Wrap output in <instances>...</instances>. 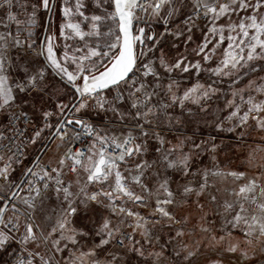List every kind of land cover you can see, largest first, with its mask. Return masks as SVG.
<instances>
[{
    "label": "snow or ice",
    "instance_id": "1",
    "mask_svg": "<svg viewBox=\"0 0 264 264\" xmlns=\"http://www.w3.org/2000/svg\"><path fill=\"white\" fill-rule=\"evenodd\" d=\"M13 0H0V8L7 5L12 6ZM108 0H97V6L107 3ZM40 5L48 9L50 0H40ZM184 0H157L155 3H141V0H111V12H105L103 15H92L90 18L81 11L84 7L82 0H77L75 11L85 20L90 21L91 31L84 32L80 23H68L64 28L71 29L75 36L84 39L85 36H100V24L105 20H111L115 29H111L107 35L114 37L111 42L106 44L107 51L97 50L96 47L89 48L81 62L77 63L73 58V63H77L75 73L68 70L60 60L57 59L53 51L52 40L49 37L47 42V66L53 68L57 74L65 76L73 85L80 100L77 104L56 105L57 111H43L41 119L43 125L34 130L31 142L40 138L46 129H52L53 139L60 141L57 148L63 146L67 140L72 146L68 147L63 156L57 160V167L51 165L41 169L43 175L28 169V174L36 176L39 181L47 178L49 181H55L52 191L59 198L62 194L63 201L66 204L61 214L52 222V217L44 214V220L38 222L37 213H44L43 203L47 198L50 185L45 182L41 187L35 186L31 181L28 182L29 188L27 195H21L24 191L19 185L8 184L7 187L0 185V250L7 252L13 244H19L17 249L19 255L16 258V264H34L39 257V264H53L52 258L41 256L38 251H30L29 245H34L37 249L41 244L50 245V250L55 253L63 252L68 245H76L77 237L88 236L89 233L72 226L71 218L79 211H94L90 206L95 203L98 206L107 208L112 215H125L135 219L133 232L139 230V234L151 245L152 229L149 227L148 217H152V227L166 221L171 227L173 224H187V216L177 219L176 215L169 209V206L177 204V193L171 188V180L167 175L169 170L181 173L183 176L190 174L192 152L200 149L204 142L196 143L190 137L177 139L175 144L167 140L162 127L161 116L171 131L173 120L180 124L179 118H173L168 115V109L172 105L179 103L184 105L186 101L200 105L201 111L207 109L203 107L202 101L211 99L217 89L212 84L205 85L197 83L194 87L183 92L182 96L177 95L179 89L178 81L169 79L165 83V74H172L176 70L182 73H189L191 70L201 69L199 61L191 63L187 55L180 54L174 59H170L163 50V41L171 36L175 40L184 37V43L187 45L193 41L194 29L198 26L197 21L205 20V24H210L204 42L193 49L196 55H201L202 59L208 60L210 56L206 53L208 45L212 43L209 37H218L217 44L223 43L225 39L229 41L228 48H238L239 52L226 51V58L221 62L223 67L214 70L216 75L224 73L231 75L232 70H238V66H247L248 62L255 60H264V0H193L192 7L194 14L187 16L182 21V26L178 24L176 30L168 28L169 19L181 12ZM151 8V16L159 19L163 13L165 30L159 34L145 35L144 28H138L133 32L134 21L140 17L137 10L146 12ZM72 9L64 8V16L71 14ZM35 6L31 13L30 23L35 21ZM233 16H238V20H233ZM222 18H227L226 25H219L216 22ZM15 16L9 11L8 20H15ZM7 27V25H5ZM229 35L225 37V31ZM235 33V35H232ZM63 35V31L61 32ZM12 37L9 32L0 34V41H6L12 38L16 47H22L21 41ZM152 41V45H146V41ZM145 45L144 48H137V45ZM176 46L175 44L173 45ZM31 47V45H28ZM247 49V51H245ZM79 51V49H77ZM211 51H215V46ZM243 53V55H240ZM37 55H44L41 51ZM92 57L101 58L93 60L90 65L85 66L82 61L90 60ZM65 60L68 59V53L64 54ZM243 62V65L242 63ZM224 69H229L224 72ZM256 69L253 67L252 71ZM5 62L0 56V111H6L16 100L13 87L8 84V76L4 75ZM24 76L19 82L15 83V89L19 93L31 95L33 92L41 94L46 93V87L43 84L45 79L44 67L31 68L25 65L22 69ZM151 77V79H148ZM264 79V78H262ZM80 81L77 84V81ZM255 81H249L247 88L252 89ZM115 89V96L108 100L102 93L105 90ZM243 89L232 93L235 98L239 95L241 101H244ZM255 91L264 95V85L255 88ZM164 92L171 103L157 101L153 103V97H159ZM126 94V95H125ZM130 101V110L120 111V106ZM89 101H94L96 106L105 111H112L120 117L122 121L126 118L132 126L122 133L120 137L101 136L94 127L83 119H68L65 113L68 111L80 112L89 106ZM248 108L243 115H239L240 106L235 104V99L228 102L231 107L235 105L236 110L232 111L227 117L229 121L233 118H239V125L246 124L249 118L256 121V126L264 130V100L257 102L251 95L247 100ZM108 105L105 108V105ZM134 110V111H131ZM191 115V112H189ZM13 119L19 120L25 116V113L12 114ZM52 119L56 123L52 124ZM69 126H80L87 134L93 137L92 143L87 148H76L74 141H80V133L74 131ZM222 128V124H217ZM234 128H229L233 131ZM3 136L0 135V140ZM155 142V151L158 154L157 159L149 162L148 160H132L133 157H139L149 150L148 141ZM187 142H191L189 152L184 151ZM99 145V146H97ZM111 148L112 151L108 149ZM118 150V151H117ZM215 151V146L212 148ZM3 159V157H0ZM132 165L127 168L123 165ZM77 176L79 184L80 173L86 174L84 184L79 192L71 191V185H65L61 176L66 174L64 169ZM155 169V171H153ZM127 173V175L125 174ZM55 174V175H53ZM213 176H230L234 180H243L244 172L229 171L223 173L214 171ZM208 170L202 172V182L198 188H193L191 183L182 185L180 195L184 198L195 195L201 197L208 189ZM0 178L8 181V167L0 169ZM149 178L155 181V188L150 186ZM258 178H252L245 183L239 184L232 189L230 195L232 200H225L221 205L223 211L221 229L224 235H212V228L207 225L206 214L201 216L199 230L208 236V246L211 250L220 253L234 254L235 260L229 264H248L249 253L256 251V245L259 244L264 250V183H258ZM89 184H98L100 188L92 193H87ZM138 186L141 194H137L134 187ZM15 188L16 190H13ZM82 197V198H81ZM127 198L134 205L141 207H151L147 216L141 215L137 211L123 206H117L116 201H123ZM155 199L154 206L148 201ZM213 202L217 201L215 195H211ZM186 201H181V203ZM82 206V209H81ZM197 207L203 212L204 205L197 201ZM11 213V215H8ZM123 223V221L121 222ZM95 227V225H94ZM239 231L242 237H234L233 232ZM120 228L113 225L109 217H104L98 227H95V236L99 237V242L94 245L87 253H81L79 259L83 257H94L98 249L109 245L113 240L125 249V254L130 251L145 260V264H170L172 259L182 260L183 264H199L198 257L203 255L200 250V242L189 246L185 244L181 250L172 249V256L165 255L166 245H161L159 251L145 252L140 241H135L128 245L124 239H119L117 234ZM122 235V234H121ZM186 233L182 229L175 231V236L182 238ZM133 233H128L127 238L132 239ZM15 254V253H14ZM111 258L103 264H121L122 257L111 253ZM75 264V260L71 262ZM92 264H101L98 260H93ZM209 264H224L222 259H213Z\"/></svg>",
    "mask_w": 264,
    "mask_h": 264
},
{
    "label": "rangeland",
    "instance_id": "2",
    "mask_svg": "<svg viewBox=\"0 0 264 264\" xmlns=\"http://www.w3.org/2000/svg\"><path fill=\"white\" fill-rule=\"evenodd\" d=\"M149 2L155 3L157 0H149ZM76 3L77 0H56L51 27L48 33V38L54 37L52 40L53 51L57 59L73 73L77 70V63L81 62V58L87 54L89 48L96 47L97 50L102 49L107 51L106 44L114 39V37L107 34L111 29H115L116 27L111 20H105L100 24V36H85L84 39L75 36L71 29L64 28L63 26L68 23H80L82 31H91L90 21L85 20L84 17L80 16L79 13L75 11ZM82 3L84 7L81 8V11L89 18L92 15H103L105 12L113 11V8L109 6L111 0H108L107 3L102 4L100 7L97 6V0H82ZM192 3L193 0H184L181 12L169 19L167 27L175 31L178 24L182 26V21L186 19L187 16L194 14ZM34 6L36 15H38V37L39 39L42 38L48 9H44L40 5V0H13L10 8L7 5L0 8V24L8 26L11 24L12 27H9L13 29V25L18 22V19L16 18L13 21L7 22L8 12L10 11L13 15L19 13L30 15L34 10ZM66 7L72 9L71 14L67 17L64 16V8ZM164 11L165 10L162 9L161 18L155 19L151 16V8L148 9L147 15L150 17V22L147 24L145 35L153 33L159 34L165 30L166 26L163 20ZM232 19L235 21L238 20L239 17L233 16ZM216 23L219 25H226L227 18H222ZM197 25L198 26L193 32V41L187 45L184 43V37L175 40L173 37L169 36L163 41V50L168 54L170 59L184 54L188 56L191 63L199 61L201 64V69H193L189 73H182L176 70L170 75L165 74V83H167L169 79L178 81L179 89L177 90V95L182 96L185 90L194 87L197 83L205 85V87L212 84L213 87L217 89L211 99L202 101L203 107L207 109L206 111H201L200 105L193 104L189 101H186L184 105H180L179 103L172 105V107L168 109V115L173 118H179L181 123L176 124L174 119L171 131L168 130V125L166 121H164L163 116H161L164 135L172 144H175L177 139H184L186 137H190L196 143L204 142L200 149L192 152V160L190 161L191 168L188 176H183L181 173L174 170H169L167 172L171 180V188L177 193V204L169 206V209L173 211L177 219H182L187 216L189 218L188 223L173 224L169 227V224L162 220L160 223L156 224L155 227H152L153 218L148 217L149 227L152 229L153 233L152 244L150 245L139 234V230L133 232V228H129L131 224H135L134 218L122 214L114 216L109 209L92 203L90 207L94 211L85 212L81 210L71 218L72 226L88 232V236L77 237L78 243L76 245L69 244L65 251L55 253V255H53V251L50 250V245L49 248L45 247L47 258H52L53 264H71L73 260H75V264H92L93 260H98L103 264L104 261L111 258V253H115L122 257L121 264H145V260L142 257L130 251L125 254V249H118L115 244L116 240H113L104 248L98 249L96 256H85L79 259L81 253H87L99 242V237L95 236V227L99 226L104 217H109L113 225L120 228V233L117 234L119 239L124 231L133 233L132 239L126 244L130 245L133 240L140 241L146 254L149 251H159L161 245H166L165 255L171 257L173 248L179 251L185 244L192 246L200 242L199 246L203 255L198 257L199 264H209L210 260L218 258L222 259L224 264H229L230 261L235 260L236 257L234 254L223 253L221 255L211 250L208 246V236L200 232L199 225L201 224V216L206 214V226L212 228V235H224L225 233L221 229L222 217L220 213L223 211L221 205L225 200L234 199V197L230 195L232 189L252 178H258V183H264V130L257 127L256 121L251 118H249L246 124L240 126H238L240 123L238 117L233 118L232 121L227 119L231 112L236 110L235 105L231 107L228 105L229 101L235 99V104L240 106L239 115H243L249 106L245 102L249 95L253 96L257 102L264 100V95L255 91L256 87L264 85V79H262L264 78V60H255L248 62L247 66H238V70H232L231 75H225L224 73H221L219 76L216 75L214 70L218 67H223L221 62L226 58L225 52L233 51L234 53H238L239 49L235 47L229 49V41L227 39H225L223 43L217 44L218 37H209L212 39V43L208 45V49L205 51L210 58L208 60L202 59L204 53L196 55L193 49L203 43L206 36H209L208 29L211 25L205 24L203 18L197 21ZM138 28L140 27H137V29ZM62 31L63 35L61 34ZM224 35L225 37L229 35L227 30ZM232 35H235V33H232ZM152 43V41L147 40L146 45L150 46ZM174 44L176 45L175 47L173 46ZM214 46L215 51L213 52L211 50ZM77 49H79V51H77ZM245 51H247V49ZM65 52L69 55L67 60L64 58ZM240 55H243V53H240ZM73 58H75L77 63H73ZM100 59L101 58L98 57H92L90 60L82 62L87 66L90 65L93 60ZM241 63L243 65V62ZM14 64L13 68L6 74L8 76V83L11 86L15 85V83L24 76L22 69L25 65L37 69L44 67L46 71L43 84L46 87V93L41 94L33 92L31 95H26L13 89L16 100L12 106L18 105L27 113L36 116L39 112H43V110L41 111L39 108L41 104L45 105L51 103L52 106L56 107L52 99H55V101L64 99V104L69 105H72L77 99L75 92L61 83L51 72L41 55L36 59L23 58L19 62L15 61ZM253 67L256 69L255 71H252ZM228 71L229 69H224V72ZM148 79H151V77ZM249 81H255L252 89L247 88ZM76 83L79 84L80 81L78 80ZM241 89L244 90L242 93L245 98L244 101L240 100L239 95L235 98L232 95L234 91ZM157 101L171 103L164 92H161L159 97H153V103ZM121 106H123L121 107L122 112L129 111L130 101L123 103ZM51 107L48 108L49 111L52 110ZM9 109L10 107L6 111H0V125L6 122ZM189 112H191V115H189ZM117 121L118 123L126 124L130 127L132 126L127 118L124 121L120 119ZM217 124H222L223 127L218 128ZM229 128H234V130L229 131ZM47 142L48 141H46V144ZM148 143L150 147L147 153L139 157H133L132 160L140 159L151 162L157 159L158 154L155 151V142L149 140ZM40 146L41 143L35 144V146H32L31 150H29L30 152H28L27 159L25 160V166L27 168L42 151L39 152ZM213 146H215V151L212 150ZM190 149L191 142H187L184 146V151L187 153ZM130 166L134 165L130 162L122 167L127 168ZM204 170H208L209 172L208 189L205 194L199 198L194 194L186 198L182 197L180 195L182 192V185L191 183L193 188H198L199 183L202 182V172ZM153 171H155V169H153ZM214 171H221L223 173L229 171L244 172L245 178L243 180H234L230 176H213L211 173ZM23 174L19 173L18 177H16V181L11 180L19 182ZM125 174L127 175V173ZM71 181L72 185H74L71 191L74 193L79 192L80 184L77 183L76 177ZM149 183L151 187L155 188L154 180L149 178ZM0 185L7 187L5 184H1V179ZM133 187L137 194H141V190L138 186L133 185ZM99 188L100 185L98 184H89L86 192L90 194L97 191ZM211 195L217 197L216 202L210 199ZM50 197L54 198H51L43 204L44 213H37L38 222L39 220H44V214L51 216L52 222H54L56 217L61 214L62 209L66 207L62 194L59 198L57 196ZM181 201L186 202L181 203ZM197 201L204 205L203 212L197 207ZM148 203L154 206L155 199L149 200ZM116 205L130 208L143 216H147L152 210L151 207L145 208L134 205L130 201H127V198L123 201L117 200ZM122 221L123 223H121ZM177 229H182L186 235L182 238L176 237L175 231ZM233 236L242 237V233L234 231ZM16 250L17 247L15 251ZM8 262L5 264H8ZM170 264H183V261L172 259ZM248 264H264V250L261 249L259 244L256 245L255 252L249 253Z\"/></svg>",
    "mask_w": 264,
    "mask_h": 264
},
{
    "label": "built area",
    "instance_id": "3",
    "mask_svg": "<svg viewBox=\"0 0 264 264\" xmlns=\"http://www.w3.org/2000/svg\"><path fill=\"white\" fill-rule=\"evenodd\" d=\"M145 2L146 0H141V3H145ZM147 3H150L149 0H147ZM147 11L144 12V11L137 10V15L140 17V19L138 21H134L135 33L137 30V27H140V28L145 29V34H146V27H147V24L150 22V17L149 15H147ZM9 32L12 34V37H15L13 35V32L11 31V28L8 25L7 27H5V24L4 25L0 24V34H7ZM19 40L21 41V44L23 45L22 47H16L11 37H9V39H7L6 41H0V56H2L4 59L5 69H6L4 75H6L8 71L12 69L14 66L13 58H14L15 52L26 55L28 59H36L38 56H40V55H37V53L40 52L39 46L28 49L26 47V41L24 39L23 40L19 39ZM137 48L138 49L144 48V50L147 51V48L145 47V45H141L139 43L137 45ZM19 81L20 80H18L17 82ZM12 87L13 89H15V85H13ZM110 90L112 91L110 95H106L102 93V95L105 96L109 101L112 100L113 96H115L116 94L115 89H110ZM127 101L128 100H125L124 103H126ZM89 107L93 114H97L101 110L96 106L94 101H89ZM107 107L108 105L106 104L105 108ZM21 112L25 113L24 117H22L19 120L13 119V116H12L13 113L19 114ZM84 121L91 124L96 130V132H98L100 135V128L92 120H84ZM41 126L42 125L35 122L33 115L27 113L20 106L13 105L12 107H10V109L7 112L6 122L0 125V135L3 136V139L0 140V157H3V159H0V169H3L5 166L8 167V181H5L2 178H0L1 184H5L6 186H8L9 183L13 185H18L19 182L12 181L11 176L14 173L17 166H19L21 162L27 159V155H28V152L31 146L38 141L39 138L36 139L34 143L31 142L33 134H34V130ZM75 131L80 133V141H74L72 143L75 144L76 148H87V146L92 143L93 137L89 136L87 132L83 130L82 128L80 130H75ZM120 136L121 135H118L117 137H120ZM66 142L68 141L66 140ZM70 146L72 145L68 142V146L66 147V149ZM108 150L112 151L111 148H109ZM48 165L50 164L44 162L41 159L35 165L33 172L43 175V172L41 171V169ZM51 167H57V164L51 165ZM64 172L66 174L62 175L61 179L65 182V185L67 186L69 185L67 178L75 174L70 172L67 168L64 169ZM29 181H31L37 187H41L42 184L45 182L49 183L50 188L47 193V197L51 195H55L54 191H52V188L55 186L54 179L49 181L47 178H45L44 181H39L38 178L33 175H30L28 179L25 181V184L22 187L24 191L21 192V195H27V189L29 188V184H28ZM14 189L15 188H13V190ZM131 225L129 226V228H133L131 227ZM128 233H130V231H124L120 238V239L125 240V244L131 240L127 238ZM115 244L118 249H124L117 242ZM15 245L17 249L20 248L19 244H15ZM17 255H19V252H17L16 250L13 259L10 262H8V264H16ZM34 264H39V257L36 258V260L34 261Z\"/></svg>",
    "mask_w": 264,
    "mask_h": 264
},
{
    "label": "crops",
    "instance_id": "4",
    "mask_svg": "<svg viewBox=\"0 0 264 264\" xmlns=\"http://www.w3.org/2000/svg\"><path fill=\"white\" fill-rule=\"evenodd\" d=\"M14 16H15V18L18 19V22L15 25H13V29H11V31L13 32V35L16 37L17 33H18L19 34L18 38L22 39V40L24 39L26 41V47L28 49L33 48V47H37V46L40 47L39 37H38V28H39L38 15L35 16L34 23H30L31 14L30 15H28V14L23 15L22 13H19V14L14 15ZM7 22H9L8 19H7ZM9 26L12 27L11 24ZM47 42H48V40H47ZM40 43H41V41H40ZM28 45H31V47H28ZM45 53L47 56V43H46V47H45ZM23 58L24 59L27 58L26 55L15 52L13 61H14V63H15V61L19 62ZM14 63H13V65H15ZM111 92H112L111 90H108V91L103 92V94L110 95ZM52 100L56 105H58L60 103H63V104L65 103L64 99H62L61 101H55V99H52ZM51 106H52L51 103L45 104V105L41 104L39 106V108L41 111L42 110L43 111H49L48 108ZM121 107H123V106H120V111H121ZM51 108H52L51 111H57L56 107L52 106ZM41 113L42 112H39L40 115L38 114L36 116L33 114L32 115H33L36 123L43 125L44 121L41 119ZM71 118L83 119V120H92L100 128V135L101 136L106 135L108 137H113V136L117 137L118 135H122V133L126 132L127 129L130 127L126 124L118 123L117 120L120 119V117L118 115H116L115 113H113L112 111L100 110L97 114H93L91 112L89 106L86 109L81 110L80 112H73ZM51 123L55 124L56 119H52ZM52 131H53L52 129H46L42 133V135L38 139V141L36 143H34L32 146H35V144L41 143V146L39 149V152H40L43 149V147L45 146L46 141H48L50 136L52 135ZM74 131H75V129H74ZM59 143H60V141L58 139H56L53 143H51V145L46 150V153L42 157V160L44 162H46L50 165H56L57 164L56 163L57 160L63 155L64 150L68 146V142L65 141L63 146H61L60 148H57V144H59ZM32 146H31V148H32ZM31 148H30V150H31ZM39 152H38V154H39ZM25 162L26 161L24 160L23 162H21V164L19 166H17V168L15 169L14 173L11 176L12 180L16 181L17 180L16 177H18L19 173L23 174L26 172V170L28 168L25 166ZM23 175H22V177H23ZM75 177L77 180L78 178L76 175H72V176H69L67 178V181L71 185V188H74V185H72L71 180ZM85 178H86V174L81 172L80 176H79L80 187L83 186ZM51 196L56 197L57 195L55 194V195H51ZM49 197L50 196H48L44 200V203L47 202L48 200H50L51 198H54V197H50V198ZM8 215H11V213H8ZM28 247H29L30 251H38L41 256H44L47 259L45 247L49 248V246H45L44 244H41L38 249L34 245H29ZM15 249H16V245L13 244L7 252L0 250V264H5L8 261H10L14 257Z\"/></svg>",
    "mask_w": 264,
    "mask_h": 264
},
{
    "label": "water",
    "instance_id": "5",
    "mask_svg": "<svg viewBox=\"0 0 264 264\" xmlns=\"http://www.w3.org/2000/svg\"><path fill=\"white\" fill-rule=\"evenodd\" d=\"M55 4H56V0H51L50 1V5L48 8V12H47V17L45 20V26H44V30H43V34H42V38H41V43H40V52L42 51L44 53V55H41L44 62L47 65V61H46V53H45V47H46V43L48 40V33H49V29L51 26V21H52V17H53V13H54V8H55ZM133 32L135 34V24L133 25ZM48 67V66H47ZM51 72L56 76V78L63 83L64 85H66L68 88L72 89L75 94L77 95V99L74 101L73 104H77L80 100L79 94L76 93L75 88L73 87V85L62 75H59L56 73V71L51 68L48 67ZM108 91V90H105ZM104 91V92H105ZM73 111H68L65 113L66 118L68 119H73L71 118ZM71 128H74L75 130H80L81 127L80 126H69ZM55 141V139H53V136L51 135L47 144L45 145V147L42 149V151L40 152V154L34 159V161L32 162V164L28 167V169H34L35 165L42 159L43 155L45 154L46 150L48 149V147L51 145V143H53ZM28 169L26 170V172L24 173L23 177L21 178V180L19 181L18 185L22 188L23 185L25 184V181L28 179V177L30 176V174H28ZM16 190V189H14Z\"/></svg>",
    "mask_w": 264,
    "mask_h": 264
},
{
    "label": "trees",
    "instance_id": "6",
    "mask_svg": "<svg viewBox=\"0 0 264 264\" xmlns=\"http://www.w3.org/2000/svg\"><path fill=\"white\" fill-rule=\"evenodd\" d=\"M41 38L39 39V44H40Z\"/></svg>",
    "mask_w": 264,
    "mask_h": 264
}]
</instances>
